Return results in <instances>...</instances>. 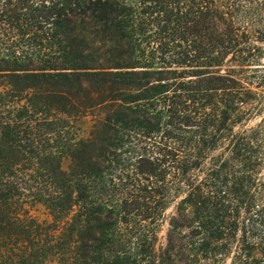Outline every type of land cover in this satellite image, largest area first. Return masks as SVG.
Returning <instances> with one entry per match:
<instances>
[{
  "label": "trees",
  "instance_id": "16d2710c",
  "mask_svg": "<svg viewBox=\"0 0 264 264\" xmlns=\"http://www.w3.org/2000/svg\"><path fill=\"white\" fill-rule=\"evenodd\" d=\"M263 111L264 0H0V258L264 264Z\"/></svg>",
  "mask_w": 264,
  "mask_h": 264
},
{
  "label": "rangeland",
  "instance_id": "374dc122",
  "mask_svg": "<svg viewBox=\"0 0 264 264\" xmlns=\"http://www.w3.org/2000/svg\"><path fill=\"white\" fill-rule=\"evenodd\" d=\"M224 69L225 68H223V70ZM261 121L263 122L262 124L264 126V111L262 112V114L259 117L255 118L252 122H250L247 125V128L254 127V126L260 124ZM86 127L87 126L85 125V128ZM87 132H88V130L84 129L81 135L86 136ZM262 176L264 178V172H263ZM28 213L40 223H42L44 221H48L50 219L47 216L46 212L41 207L31 208L30 211L28 210ZM171 214H172V207L167 210L166 216L168 217ZM166 228H167V225L164 224L163 230L160 234V245L161 246L164 244V238H165L164 236H165ZM27 248H29V245ZM26 256H27L26 257L27 259L23 260V259H20V255L18 252H14V253H11L9 256H5L4 258H0V264H29V257H28L29 256V249L27 250ZM47 264H58V263L56 261H50Z\"/></svg>",
  "mask_w": 264,
  "mask_h": 264
}]
</instances>
